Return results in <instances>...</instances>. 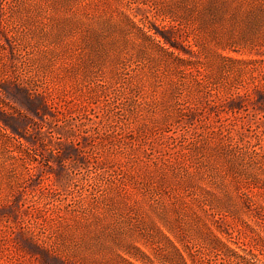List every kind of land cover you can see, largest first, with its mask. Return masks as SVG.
<instances>
[{
  "label": "rangeland",
  "instance_id": "1",
  "mask_svg": "<svg viewBox=\"0 0 264 264\" xmlns=\"http://www.w3.org/2000/svg\"><path fill=\"white\" fill-rule=\"evenodd\" d=\"M230 249L264 264V0H0V264Z\"/></svg>",
  "mask_w": 264,
  "mask_h": 264
},
{
  "label": "trees",
  "instance_id": "2",
  "mask_svg": "<svg viewBox=\"0 0 264 264\" xmlns=\"http://www.w3.org/2000/svg\"><path fill=\"white\" fill-rule=\"evenodd\" d=\"M231 250V249H230ZM214 257H211V259L203 257L199 262L194 259L193 256L191 257H185L181 252H179V258H180V264H227V262L231 264H247L246 260L241 257L236 251H232L235 255H233L235 258L233 261H228L227 253H225V250H218Z\"/></svg>",
  "mask_w": 264,
  "mask_h": 264
}]
</instances>
